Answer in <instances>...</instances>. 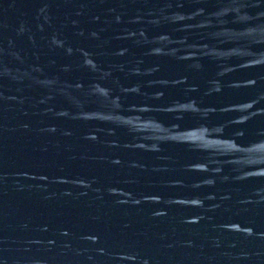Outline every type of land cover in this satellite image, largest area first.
Returning <instances> with one entry per match:
<instances>
[{"label":"water","instance_id":"obj_1","mask_svg":"<svg viewBox=\"0 0 264 264\" xmlns=\"http://www.w3.org/2000/svg\"><path fill=\"white\" fill-rule=\"evenodd\" d=\"M0 264H264V0H0Z\"/></svg>","mask_w":264,"mask_h":264}]
</instances>
